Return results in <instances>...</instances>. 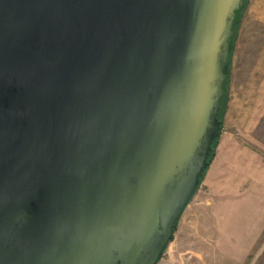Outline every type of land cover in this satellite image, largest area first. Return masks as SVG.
<instances>
[{
    "label": "water",
    "instance_id": "obj_1",
    "mask_svg": "<svg viewBox=\"0 0 264 264\" xmlns=\"http://www.w3.org/2000/svg\"><path fill=\"white\" fill-rule=\"evenodd\" d=\"M244 2L0 0V264L159 263Z\"/></svg>",
    "mask_w": 264,
    "mask_h": 264
},
{
    "label": "rangeland",
    "instance_id": "obj_2",
    "mask_svg": "<svg viewBox=\"0 0 264 264\" xmlns=\"http://www.w3.org/2000/svg\"><path fill=\"white\" fill-rule=\"evenodd\" d=\"M233 41L214 158L158 264H248L251 256H214L213 228L192 226L200 219L193 215L198 214L194 204L212 208L217 188L226 190L222 202L234 211L242 237L250 225L264 221V0H245ZM263 243L264 232L257 249Z\"/></svg>",
    "mask_w": 264,
    "mask_h": 264
},
{
    "label": "crops",
    "instance_id": "obj_3",
    "mask_svg": "<svg viewBox=\"0 0 264 264\" xmlns=\"http://www.w3.org/2000/svg\"><path fill=\"white\" fill-rule=\"evenodd\" d=\"M225 192L226 190L222 187L217 188L215 195L218 194V197L217 199H212V201H214L212 208H210L209 204H197L198 202L194 204L198 205L196 209H194L198 214L195 213L193 215L200 216V219L193 222L192 226H198L199 229H206L208 227L213 228V235L211 236L212 247L210 250L214 256H221L229 260H241L244 257L247 258L251 256L248 264H264V243L257 249L259 240L264 232V221L250 225L247 235L242 237L237 229L239 224L234 219V211L230 212L229 210H231V207L228 206L229 204L222 202L224 200L222 195H224ZM190 205L191 204L188 203V207H190ZM209 217H211V219ZM209 220H211V224H209ZM189 222L191 221H188V223ZM227 245H229V249L226 251Z\"/></svg>",
    "mask_w": 264,
    "mask_h": 264
},
{
    "label": "trees",
    "instance_id": "obj_4",
    "mask_svg": "<svg viewBox=\"0 0 264 264\" xmlns=\"http://www.w3.org/2000/svg\"><path fill=\"white\" fill-rule=\"evenodd\" d=\"M242 7H243V6H242ZM242 7H241V9L238 11L237 18H236V23H235V26H234V33H233V35L231 36V53H230V55H229V64H228V66H227L226 69H225V72H226V77H225V81H224V88H225V91H226V81H227V76H228V69H229V66H230V58H231L232 51H233V42H234V41H233V38H234V34H235V30H236V25H237L238 18H239L240 12H241V10H242ZM225 95H226V93H224L223 97L221 98V106H222V109H223V100H224V98H225ZM222 109H221V112H222ZM221 112H220V115H219L220 121H221ZM221 127H222V126H221ZM218 137H219V136H218ZM218 137H217V138L214 140V142H213V145H212V151H211V154H210L209 159H208V166H207V168L205 169L203 175L200 177V182H199V184L197 185L194 194L196 193L197 189L199 188V185H200L201 181L203 180V177H204L206 171L208 170V168H209V166H210V164H211V162H212V160H213V158H214V155H215V147H216V143H217V141H218ZM194 194L192 195V197L194 196ZM192 197H191V199H192ZM191 199H190V200H191ZM189 202H190V201H189ZM189 202H188V203H189ZM178 222H179V220L176 221V223H175V226H174V233H175V231L177 230ZM173 239H174V235L172 236L171 241H172ZM171 241H170V242H171ZM168 245H169V244H168ZM168 245L166 246L165 251H166Z\"/></svg>",
    "mask_w": 264,
    "mask_h": 264
}]
</instances>
